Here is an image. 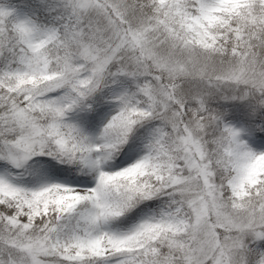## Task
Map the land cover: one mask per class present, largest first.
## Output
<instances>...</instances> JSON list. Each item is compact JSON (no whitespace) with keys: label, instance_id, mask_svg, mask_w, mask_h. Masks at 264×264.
<instances>
[{"label":"snow or ice","instance_id":"snow-or-ice-1","mask_svg":"<svg viewBox=\"0 0 264 264\" xmlns=\"http://www.w3.org/2000/svg\"><path fill=\"white\" fill-rule=\"evenodd\" d=\"M0 264H264V0H0Z\"/></svg>","mask_w":264,"mask_h":264},{"label":"rangeland","instance_id":"rangeland-1","mask_svg":"<svg viewBox=\"0 0 264 264\" xmlns=\"http://www.w3.org/2000/svg\"><path fill=\"white\" fill-rule=\"evenodd\" d=\"M103 101L105 104H107V108L105 112H103L105 119L107 117H110L111 114L115 111L116 109V102L108 95L103 96ZM103 127V122L98 123L94 128L90 129L91 132L93 133H98L100 129ZM109 163H115V160L110 161Z\"/></svg>","mask_w":264,"mask_h":264},{"label":"trees","instance_id":"trees-1","mask_svg":"<svg viewBox=\"0 0 264 264\" xmlns=\"http://www.w3.org/2000/svg\"><path fill=\"white\" fill-rule=\"evenodd\" d=\"M103 98V97H102ZM102 107H103V112H105L106 108H107V104L104 103L103 99H102Z\"/></svg>","mask_w":264,"mask_h":264}]
</instances>
